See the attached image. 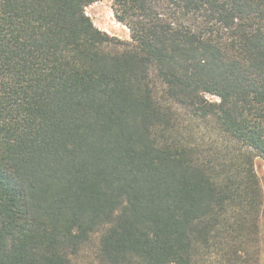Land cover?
Here are the masks:
<instances>
[{
    "label": "trees",
    "instance_id": "trees-1",
    "mask_svg": "<svg viewBox=\"0 0 264 264\" xmlns=\"http://www.w3.org/2000/svg\"><path fill=\"white\" fill-rule=\"evenodd\" d=\"M99 1L0 0V264H264V0Z\"/></svg>",
    "mask_w": 264,
    "mask_h": 264
},
{
    "label": "rangeland",
    "instance_id": "rangeland-1",
    "mask_svg": "<svg viewBox=\"0 0 264 264\" xmlns=\"http://www.w3.org/2000/svg\"><path fill=\"white\" fill-rule=\"evenodd\" d=\"M86 13L92 19L95 26L99 28L101 31L106 32L111 37L117 38L119 40L131 41L130 30L125 25L118 22L115 17L114 0L99 1L89 6L86 9ZM208 98L214 101H219V98L214 96H208ZM256 167L263 181L264 180L263 163H261V161H257ZM78 261L80 262V264H100L92 248H89L86 251H84Z\"/></svg>",
    "mask_w": 264,
    "mask_h": 264
}]
</instances>
